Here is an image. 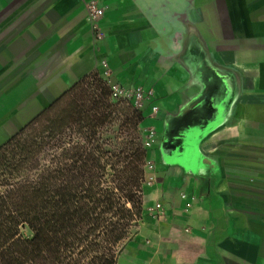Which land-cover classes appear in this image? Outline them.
<instances>
[{"label":"crops","instance_id":"0c3cea01","mask_svg":"<svg viewBox=\"0 0 264 264\" xmlns=\"http://www.w3.org/2000/svg\"><path fill=\"white\" fill-rule=\"evenodd\" d=\"M92 74L157 138L117 264H264V0H0V148Z\"/></svg>","mask_w":264,"mask_h":264},{"label":"trees","instance_id":"16d2710c","mask_svg":"<svg viewBox=\"0 0 264 264\" xmlns=\"http://www.w3.org/2000/svg\"><path fill=\"white\" fill-rule=\"evenodd\" d=\"M111 95L92 74L57 102L70 112L46 119L51 107L0 148V264H117L143 218L149 151L142 115ZM126 116L131 139H105Z\"/></svg>","mask_w":264,"mask_h":264},{"label":"rangeland","instance_id":"374dc122","mask_svg":"<svg viewBox=\"0 0 264 264\" xmlns=\"http://www.w3.org/2000/svg\"><path fill=\"white\" fill-rule=\"evenodd\" d=\"M102 80L105 82V84L110 88V85H109V82H107L106 80H104L102 78ZM92 87L91 90H95V86H93V83H91ZM111 90V89H110ZM111 100L112 102L116 103V104H121L122 107L124 108H128L127 106L131 105L132 107L131 108V112H137V114H141L142 115V125L141 127H139V132L141 134V137L143 140H145L149 135H150V132L151 131V128L150 127H147L145 128L143 126V113L141 112V109L138 110L136 109L135 105L133 104L132 102V99L130 98H127V99H121V100H115L112 98V95H111ZM124 103V105H122ZM71 108H72V105H71V101H70V98L69 99H66L58 104L55 105V107L51 110V111H48L47 114H46V119H55V117L57 115H59L61 112H63V114L67 113V112H70L71 111ZM129 112V111H127ZM134 114V113H132ZM129 118H134V121L135 119L137 118V115L134 117L133 115H130V112H129ZM127 119V116L125 118L122 119V122H119L117 121V123L111 127H106L104 129V138L105 139H113L115 137H118V138H121V140L119 141V143H123L125 142V138L127 135H129V139H131L132 135H133V131L132 130H128L127 127L129 124H127L126 126L122 127V131L119 130V126L123 123L124 120ZM115 143V141H114ZM143 144H144V141H143ZM116 145V143L114 144ZM114 147H111L109 149H114ZM149 151V160H150V151L152 150L151 148L147 149ZM145 172H146V169H145ZM146 178H147V174H146ZM146 181V179H145ZM2 190L0 189V192ZM136 229V228H135ZM135 229L132 231L131 233V236L133 235V233L135 232ZM21 234L26 237V238H31L33 236L32 232L28 229V228H23L21 230Z\"/></svg>","mask_w":264,"mask_h":264},{"label":"built area","instance_id":"2783aa9c","mask_svg":"<svg viewBox=\"0 0 264 264\" xmlns=\"http://www.w3.org/2000/svg\"><path fill=\"white\" fill-rule=\"evenodd\" d=\"M92 8H94V6H92ZM95 9V8H94ZM95 16H102L103 15V9H96ZM110 85V89H111V93H112V98L115 100H121V99H127L130 98L132 99L133 104L135 105L136 109L140 110L143 106V100H144V94L142 92H134V93H130L128 92L125 88L121 87L120 85L117 84H109ZM155 111V109H154ZM157 140L156 136L154 135L153 132L150 133V135L144 140V146L146 149H150L153 147V144L155 143V141ZM146 169V174L149 172H152L154 169V164L148 160L145 166ZM183 198H185V196H182ZM156 209L160 210L161 209V205L157 204L156 205Z\"/></svg>","mask_w":264,"mask_h":264}]
</instances>
